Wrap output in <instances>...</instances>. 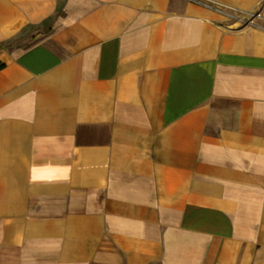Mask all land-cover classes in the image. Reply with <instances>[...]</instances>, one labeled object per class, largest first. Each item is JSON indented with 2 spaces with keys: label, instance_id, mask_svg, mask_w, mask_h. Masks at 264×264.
<instances>
[{
  "label": "crops",
  "instance_id": "crops-1",
  "mask_svg": "<svg viewBox=\"0 0 264 264\" xmlns=\"http://www.w3.org/2000/svg\"><path fill=\"white\" fill-rule=\"evenodd\" d=\"M0 44V264H264V0H0Z\"/></svg>",
  "mask_w": 264,
  "mask_h": 264
},
{
  "label": "rangeland",
  "instance_id": "rangeland-1",
  "mask_svg": "<svg viewBox=\"0 0 264 264\" xmlns=\"http://www.w3.org/2000/svg\"><path fill=\"white\" fill-rule=\"evenodd\" d=\"M244 22H245V20L242 21L241 23L243 24ZM45 28H46V26L43 27L42 30H45ZM34 30H35V29H34ZM34 32H35L34 34H38V32H36V31H34ZM31 33H32V32H30V33L27 32L26 34L30 36ZM26 34L23 36V38H25V37L27 36ZM32 35H33V34H32ZM32 35H31V37H32ZM34 36H35V35H33V37H34ZM26 38H27V37H26ZM18 40H19V38H16V39H14V40H9L8 42H6L5 45L11 44V43H15V44H17L16 42H18ZM3 45H4V44H3ZM0 46H2V44H0Z\"/></svg>",
  "mask_w": 264,
  "mask_h": 264
},
{
  "label": "trees",
  "instance_id": "trees-1",
  "mask_svg": "<svg viewBox=\"0 0 264 264\" xmlns=\"http://www.w3.org/2000/svg\"><path fill=\"white\" fill-rule=\"evenodd\" d=\"M3 65H4V64H3L2 62H0V68L3 67Z\"/></svg>",
  "mask_w": 264,
  "mask_h": 264
}]
</instances>
